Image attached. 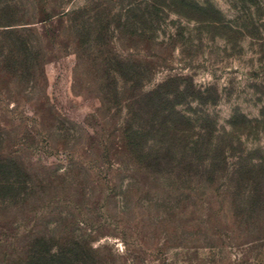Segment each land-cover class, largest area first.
<instances>
[{
  "label": "rangeland",
  "instance_id": "374dc122",
  "mask_svg": "<svg viewBox=\"0 0 264 264\" xmlns=\"http://www.w3.org/2000/svg\"><path fill=\"white\" fill-rule=\"evenodd\" d=\"M12 3L0 164L19 183L0 200V264H24L28 243L71 251L69 264H264V0ZM74 8L98 11L91 33L121 67L146 69L136 90L174 78L173 111L213 133L191 120V166L157 165L166 140L137 128L88 37L79 54L58 14Z\"/></svg>",
  "mask_w": 264,
  "mask_h": 264
},
{
  "label": "trees",
  "instance_id": "16d2710c",
  "mask_svg": "<svg viewBox=\"0 0 264 264\" xmlns=\"http://www.w3.org/2000/svg\"><path fill=\"white\" fill-rule=\"evenodd\" d=\"M14 13L15 4L12 3V0H0V26L13 25ZM83 13H85L83 8H74L65 12H58L59 15L66 17V29L74 35V45L79 48V54L81 53L82 46L85 47L86 44L83 36L88 37L89 45H87V49L91 51V54L100 57V69L103 74L107 77L112 73L114 80L118 78L123 81L125 91L129 92L131 96L129 98V113L136 118L140 116V125H136L137 128L146 131V129L154 127L159 136L166 140L156 154L152 156L156 158L157 165L163 166V170L165 169L167 171L174 169L180 171L187 165L191 166L197 142L187 141V138L191 137L189 127L190 130L193 128L191 120L203 132L201 136L209 137V135L211 136L213 134L211 129L204 125V119L200 117L199 122L201 121V123H198L196 119L194 120L181 112L175 113L173 111L174 105L177 104L176 98L178 97L179 90L178 87H175V80L172 77L167 78L148 92L136 90L140 85L141 78L144 76L146 69L143 70L140 67L138 69H130V67L124 69V67L120 66L123 63L122 60L115 55L106 53L107 51L104 52V45L98 42L102 36V32H100L101 36L99 33L97 35L91 33L93 26L97 22L98 11L95 9L89 10L86 18ZM102 46L103 49L101 48ZM92 59L95 58L92 56ZM174 157L176 159H173ZM2 165L0 164V200L17 196L18 194L6 195L5 193L8 192L9 188H13L12 186L18 185L19 183L16 179L5 178L1 175L3 173ZM249 198L253 204L256 193L249 195ZM70 253L71 251H69V256H67L66 251L61 249L59 253L53 254L42 243L38 246L28 243V245H25L23 255L26 258L24 256L25 259L23 262L24 264H69L66 261L70 259L72 262L77 263L78 261L75 255L72 256ZM12 256L9 255V258L5 259L2 264H14L16 260Z\"/></svg>",
  "mask_w": 264,
  "mask_h": 264
}]
</instances>
